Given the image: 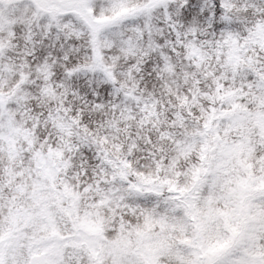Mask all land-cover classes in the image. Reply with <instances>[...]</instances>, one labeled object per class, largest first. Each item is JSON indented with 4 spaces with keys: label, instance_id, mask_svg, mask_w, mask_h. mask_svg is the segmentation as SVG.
<instances>
[{
    "label": "snow or ice",
    "instance_id": "1",
    "mask_svg": "<svg viewBox=\"0 0 264 264\" xmlns=\"http://www.w3.org/2000/svg\"><path fill=\"white\" fill-rule=\"evenodd\" d=\"M0 264H264V0H0Z\"/></svg>",
    "mask_w": 264,
    "mask_h": 264
}]
</instances>
